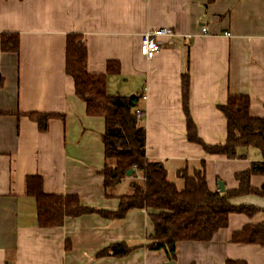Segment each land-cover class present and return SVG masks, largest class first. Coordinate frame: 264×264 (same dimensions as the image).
<instances>
[{
    "label": "crops",
    "instance_id": "crops-1",
    "mask_svg": "<svg viewBox=\"0 0 264 264\" xmlns=\"http://www.w3.org/2000/svg\"><path fill=\"white\" fill-rule=\"evenodd\" d=\"M170 27L162 50L151 60L140 51L149 29ZM203 27L207 32H203ZM228 32L229 35H226ZM3 33H18L19 54L4 52ZM79 33L88 49V70L106 73L109 60L120 73L109 74L111 95L144 93L139 108L147 132L146 155L163 162L179 188L181 174L205 165L209 187L239 186L236 174L263 160L257 148L227 158L207 153L187 139L182 74L190 73V110L200 137L209 144L227 139V119L219 109L230 95L247 94L253 117H264V0H0V264H163L164 249L148 247L154 224L147 209H131L123 219L97 212L67 216L60 226L43 227L27 178L40 175L44 191L79 198L83 206L117 210L120 196L133 193L127 175L107 195L104 185L105 119L87 113L66 71L67 36ZM54 113L42 130L28 113ZM251 183L260 188L263 175ZM253 205L250 216L231 213L229 225L210 241L177 243L176 264H264V246L237 243L234 232L264 221V197L232 200ZM134 249L115 256L111 245ZM174 262V261H173Z\"/></svg>",
    "mask_w": 264,
    "mask_h": 264
},
{
    "label": "trees",
    "instance_id": "trees-1",
    "mask_svg": "<svg viewBox=\"0 0 264 264\" xmlns=\"http://www.w3.org/2000/svg\"><path fill=\"white\" fill-rule=\"evenodd\" d=\"M1 48L4 52L19 54L18 33H3ZM66 71L75 81L76 93L85 101L87 113L105 119V166L104 185L107 195L134 169L133 176L140 173L142 182L133 183V193L120 196L117 210L96 209L83 206L74 195L61 196L47 193L43 178L31 175L27 178V194L34 197L38 206V221L43 227L60 226L65 217H77L97 212L106 218L123 219L131 209H147L154 224V233L149 237L148 247L164 249L171 261L177 260V243L181 241H210L222 228L229 225L231 213L250 216L260 210L253 205H234L232 200L254 194L264 197V183L260 188L251 183L253 175L264 176V117H253L250 112L251 98L247 94L230 95L227 103L219 109L227 119V139L223 144H209L199 135L198 127L190 110V73L182 74V101L186 120L187 139L200 144L212 155H223L233 159L241 157L240 147H254L261 151L263 160L236 174L239 186L224 192L210 189L205 165L181 177L184 186L179 188L168 177L161 161L150 160L146 155L147 132L136 116L141 96L111 95L107 91L109 74L120 73V62L109 60L106 73H91L88 70V49L79 33L67 36ZM42 130L47 129L54 113H28ZM237 243H254L264 246V221L246 225L234 232ZM134 249L125 242L116 243L106 249L115 256H125ZM227 264H247L245 261L228 260Z\"/></svg>",
    "mask_w": 264,
    "mask_h": 264
},
{
    "label": "built area",
    "instance_id": "built-area-1",
    "mask_svg": "<svg viewBox=\"0 0 264 264\" xmlns=\"http://www.w3.org/2000/svg\"><path fill=\"white\" fill-rule=\"evenodd\" d=\"M203 32H207L206 27H203ZM225 34L229 35L228 32H225ZM173 35L174 30L170 27L147 30L142 35V40L140 44L141 54L148 60L153 59L162 50V42L160 40L161 37ZM141 97L143 99H147V88H145L144 93ZM136 116L140 120L144 116V111L139 107L136 109Z\"/></svg>",
    "mask_w": 264,
    "mask_h": 264
},
{
    "label": "water",
    "instance_id": "water-1",
    "mask_svg": "<svg viewBox=\"0 0 264 264\" xmlns=\"http://www.w3.org/2000/svg\"><path fill=\"white\" fill-rule=\"evenodd\" d=\"M134 172H135V170L134 169H131V170H129L128 172H127V175H133L134 174ZM219 190L221 191V192H224L225 191V183L223 182V181H219ZM163 264H176L175 262H173V261H168V262H165V263H163Z\"/></svg>",
    "mask_w": 264,
    "mask_h": 264
}]
</instances>
